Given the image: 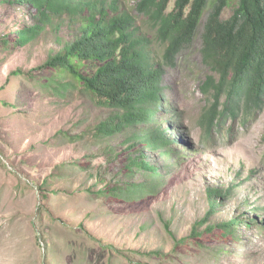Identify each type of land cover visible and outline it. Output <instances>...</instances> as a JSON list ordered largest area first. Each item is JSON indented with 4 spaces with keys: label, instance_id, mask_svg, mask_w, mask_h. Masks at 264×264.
Segmentation results:
<instances>
[{
    "label": "rangeland",
    "instance_id": "1",
    "mask_svg": "<svg viewBox=\"0 0 264 264\" xmlns=\"http://www.w3.org/2000/svg\"><path fill=\"white\" fill-rule=\"evenodd\" d=\"M119 1L136 13L139 0ZM35 12L0 0V264H264V97L246 123L240 111L208 134L214 99L201 86L213 72L201 48L209 11L164 77L158 126L170 156L136 140L145 125L102 137L97 127L112 109L87 92L48 85L51 71L38 67L81 35L84 16L55 17L15 47L10 40L35 23ZM142 154L158 177L128 172L129 157ZM142 183L150 190L101 195ZM231 220L240 224L236 234L222 235L219 225Z\"/></svg>",
    "mask_w": 264,
    "mask_h": 264
},
{
    "label": "trees",
    "instance_id": "2",
    "mask_svg": "<svg viewBox=\"0 0 264 264\" xmlns=\"http://www.w3.org/2000/svg\"><path fill=\"white\" fill-rule=\"evenodd\" d=\"M15 1L36 10L35 23L16 30L10 40L15 47L35 40L55 17L84 16L81 35L65 43L38 69L51 71L48 85L60 94L79 89L98 106L113 110L97 127L102 137L145 125L147 128L135 136L136 140L146 149L172 155L167 130L158 126L167 89L164 77L169 68L177 66L181 54L192 47L208 11L201 48L203 62L213 72L201 86L204 94L214 99L206 116L208 134L216 122L221 127L240 111L246 123L244 114L263 104L264 0H235L228 18L223 13L232 0H139L136 13L121 10L119 0ZM172 1L174 6L169 9ZM129 159V173H135L136 168L159 176L158 168L145 160V154ZM150 187L130 184L106 188L101 195L120 197L149 191ZM217 191L211 189V195ZM219 226L222 235L234 236L240 224L231 220Z\"/></svg>",
    "mask_w": 264,
    "mask_h": 264
}]
</instances>
